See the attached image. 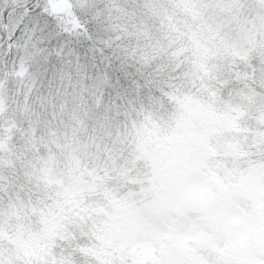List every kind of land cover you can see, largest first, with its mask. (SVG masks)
Returning a JSON list of instances; mask_svg holds the SVG:
<instances>
[{"label": "snow or ice", "instance_id": "snow-or-ice-1", "mask_svg": "<svg viewBox=\"0 0 264 264\" xmlns=\"http://www.w3.org/2000/svg\"><path fill=\"white\" fill-rule=\"evenodd\" d=\"M0 264H264V0H0Z\"/></svg>", "mask_w": 264, "mask_h": 264}]
</instances>
